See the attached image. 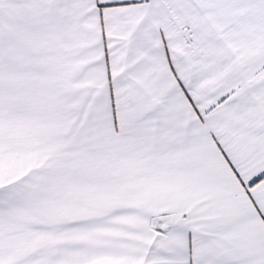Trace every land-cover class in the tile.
I'll list each match as a JSON object with an SVG mask.
<instances>
[{"label": "snow or ice", "instance_id": "obj_1", "mask_svg": "<svg viewBox=\"0 0 264 264\" xmlns=\"http://www.w3.org/2000/svg\"><path fill=\"white\" fill-rule=\"evenodd\" d=\"M0 264H264V0H0Z\"/></svg>", "mask_w": 264, "mask_h": 264}]
</instances>
